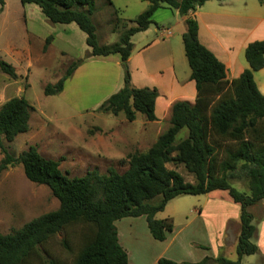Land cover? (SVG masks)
<instances>
[{"label":"trees","instance_id":"1","mask_svg":"<svg viewBox=\"0 0 264 264\" xmlns=\"http://www.w3.org/2000/svg\"><path fill=\"white\" fill-rule=\"evenodd\" d=\"M146 1L147 7L129 20L134 25L125 27L116 41L105 44L98 41L91 18L95 0H19L21 4L36 5L50 24L74 23L84 34L85 57L117 54L124 63L132 48L130 36L152 23L153 11L162 4L176 10L178 15L185 16L180 39L189 78L194 82L195 98L192 103L179 100L171 104L166 128L145 150L128 153L122 172L108 167L105 173H99L91 168L72 177L61 172L58 160L43 157L34 145H27L17 154L8 148L15 135L27 131L33 108L23 96L3 101L0 173L19 164L25 178L45 185L58 205L0 233V264H29L33 257L39 258L38 247L47 239L76 223L83 227L72 264H127L126 252L117 240L115 220L144 216L151 238L162 241L173 225L170 218L157 219L154 214L167 201L216 189L225 190L239 207L236 259L205 255L195 262H176L158 257L156 264H241V255L258 252L251 240L255 237V225L247 209L264 196V94L258 91L252 78V73L264 66V40L246 44L243 57L247 67L228 81L223 63L198 41L195 18L186 16L207 0ZM3 3L0 0V10ZM49 40L50 36L45 38L42 50ZM82 61V58L73 60L54 84L44 85L43 93L61 91L64 79ZM0 71L16 77L14 68L2 59ZM156 96L154 87L132 86L125 67L121 87L103 99L97 109L113 115L121 113L127 121H132L139 112L145 121H153ZM167 163L182 165L193 182L184 181L176 170L166 167ZM233 179L244 180V191L230 185ZM61 242L67 248L65 238ZM42 264L57 263L49 259ZM256 264H264L263 255Z\"/></svg>","mask_w":264,"mask_h":264},{"label":"rangeland","instance_id":"2","mask_svg":"<svg viewBox=\"0 0 264 264\" xmlns=\"http://www.w3.org/2000/svg\"><path fill=\"white\" fill-rule=\"evenodd\" d=\"M145 1L109 0L108 3L106 0H95V10L91 18L96 28L98 41L105 44L116 41L119 33L128 26V23L124 24V19L135 18L145 9ZM248 1L260 3L257 0ZM4 3L0 10V59L14 66L15 72L19 75L12 78L0 71V104L10 97L23 96L33 108L29 113V131L15 135L11 143H8V148L17 154L27 145H34L43 157L58 160L59 169L69 177L81 176L91 168H96L99 173H105L108 167L122 172L126 168L127 154L136 149L145 150L156 138L155 133L158 131L160 133L166 128L168 124L166 119L159 121V124H155L157 127H154L152 123L145 121L139 112H136L132 121H127L121 113L113 115L99 111L97 109L99 104L96 106L93 104L97 94L101 93L96 91L97 94H95L94 88L98 89V87L90 75L94 77L95 74L100 76V73H103L105 62L102 60L105 59L85 57L83 34L78 29H76L77 35H72L69 41L56 39L53 45L50 38L46 46H52L42 51L44 40L49 36L44 35L38 38L36 35L27 34L24 31L19 0H4ZM162 6L166 7L165 4ZM151 20L152 23L149 26L153 28L155 20L153 18ZM130 25L134 23L131 22ZM27 39L34 49H31L29 60H27L28 68L25 71L26 61L24 63L15 57L12 62L11 48H20ZM147 39L148 37H145L141 31L131 35L130 41L133 48L131 52L137 51ZM155 49L145 52L144 60L148 69L163 68L170 63L166 55L162 56L160 47ZM173 56H175L173 62L175 70L180 72L183 66L184 70L189 69L182 49L183 60L176 58V53ZM79 58L83 59L82 67L79 64L76 65L77 71L75 72L74 68L64 79L61 93L44 94V85L54 84L69 68L71 62ZM180 62H183V66ZM121 66L123 75L126 65L124 67L121 64ZM105 68V71H108V68ZM127 71L129 72V69ZM261 71L264 74V67ZM254 78L257 80L254 81L259 83L262 77L260 73H255ZM166 167L176 170L184 181L193 182L192 176L184 170L182 165L167 163ZM230 185L238 191H244L246 188L243 179H233ZM207 194L174 197L167 201L161 211L154 214L157 219L170 218L176 237V240L169 244L168 251L161 255L162 257L170 258L171 255H176L183 259H193L196 250L190 242L208 243L211 246L212 240L218 234L215 228H221L222 233L224 232V225L227 222H224L223 218L226 213L234 212L236 216L229 219L237 222L239 207L230 200L225 190L216 189ZM207 196L211 199H208V203L205 204ZM57 205V200L45 185L30 182L25 178L19 164L8 166L1 171L0 233L17 228L31 218L55 209ZM199 206L203 207V213L197 217L196 209ZM252 206H249L247 210L258 216L259 205ZM143 217L135 218L131 230L122 226L124 222L121 219L115 223L119 241L127 251V264H155L151 257L159 253L160 247L163 246L157 245L159 242L151 238ZM251 223L255 225L253 217ZM82 227L80 223L71 224L53 234L40 248L38 247L39 258L33 257L29 264H42L49 259L57 264H72L78 251ZM63 238L66 240L67 248L61 244ZM251 240L254 242L255 239L251 238ZM221 250L224 257L230 260L236 259L235 240L232 243H224ZM257 256L259 259L258 252L243 254L240 263L249 264Z\"/></svg>","mask_w":264,"mask_h":264},{"label":"crops","instance_id":"3","mask_svg":"<svg viewBox=\"0 0 264 264\" xmlns=\"http://www.w3.org/2000/svg\"><path fill=\"white\" fill-rule=\"evenodd\" d=\"M145 4L146 5L144 6L146 8L148 2L146 3L145 1ZM20 10L22 11V20L24 22L25 28L24 31L27 34L36 35L38 38L43 37L44 35H53V37H50L52 38L51 42H53V45L55 44L54 41L56 39L62 41H66L67 39L69 41L72 35H77L76 29L78 28L74 23L47 24V21L39 11V8L34 4L20 3ZM26 10L28 12L27 14ZM186 16L195 18L197 22L198 41L205 48H207L220 62L223 63L225 68V79L228 81L236 78L240 74V72L247 67V63L245 62L244 57H242L243 50L246 44L253 40H264V3H254L248 0H207L202 5L196 7L194 10L189 11ZM184 17L185 16L178 15L176 10H170L165 6L156 8L150 16V18H153L155 20L154 22L156 25H154L153 28L148 26L145 30L141 31L145 34V37H148V39L145 40V43L141 47H139L137 51L133 52L132 50L125 62L126 68L129 69V81L132 86L154 87L157 91V96L155 97L153 108L155 119L153 121H149L150 124L152 123L154 125V127H157L155 126V124H159V121H163L164 119H166L167 122L170 106L174 101L184 100L192 103L195 98L194 82L189 78V69L184 70L183 62H180V65L183 66V70L178 72L174 69L173 64L175 57L173 56L174 53H176V58H180L181 60H183L181 56V49L183 53V48L180 35L184 30ZM131 19L133 18L127 17L124 19V21L128 23V26H130L131 24V22H129V20ZM165 28H168V32L164 30ZM81 33L83 34V32ZM151 34H153V36H151ZM57 36H59V38H57ZM29 39L24 40V45L20 48H11L13 50L11 51V54H13L12 62H14L15 57L19 58V60L21 61H24V63L26 61L24 65L25 71H27L28 68L27 60H29L31 49H34V47L31 46L30 43H28ZM51 46L52 45H47L46 49L44 50H48V47ZM155 47L156 49L160 47L162 49V56L166 55L170 62L166 64L165 67H163L164 69H148L146 67V62L144 60L145 52L151 51L152 49H155ZM94 57L105 59L102 60L105 62V66L102 71L104 74L100 73V76L95 74L94 77L90 75V77L94 79V83L98 87V89L94 88L95 94H97L96 91L101 93L99 95L97 94V99L94 101L93 105L96 106L100 104V102L105 99L110 94V92L112 93L119 87H121L123 75L121 61L117 54ZM82 64L83 62H81L79 66L82 67ZM105 67L108 68V71H105ZM262 68L254 71L252 74V78L254 81L255 73H260V76L262 78L259 79V83L255 82L257 80H255L254 83L258 91L264 94V74L261 71ZM76 71L77 69L75 70V72ZM17 75L19 74L16 73V76ZM104 88L108 90L105 91ZM59 92L61 93V91ZM144 123L146 122L144 121ZM148 124L144 125L147 126ZM29 129L30 126L28 122V129L26 132H28ZM158 134L159 131L155 133L156 136ZM207 193H204V195ZM208 199L211 198L207 196L205 199V204L208 203ZM255 205H259L260 213L258 216L250 213L255 220L254 242L258 249V255L264 256V196L259 201V203ZM202 209V206H199L196 209L197 217H200V215L203 213ZM234 216H236L234 212L224 214L223 221L227 222L226 225H224V232L222 233L221 228H215L218 234H216L214 240H212L211 246L208 245V243L190 242L196 250V255L193 259H183V257L181 256L176 257V255H171V260H174L176 262H195L205 255L223 256L221 249L224 247V243H232L235 240L236 245V238L239 229V227L236 228L238 218L236 217L237 222L236 220L231 221V219H229L230 217ZM135 218L142 219L141 216L120 218L121 221L124 222L122 226L126 227V229H133ZM118 220H115L113 222L114 226L116 225L115 223ZM115 228L117 240L121 245L118 237L117 226H115ZM228 230H230V232ZM174 234L175 232L173 227L172 231L168 235H166L164 240L158 241L159 243L157 245L163 246L160 247L159 253H155L151 257L152 261L155 264L156 259L158 257H162V254H165V252L168 251L170 247L169 244L176 240ZM124 250L127 255L126 249ZM257 261L258 256L253 262L249 264H256Z\"/></svg>","mask_w":264,"mask_h":264},{"label":"water","instance_id":"4","mask_svg":"<svg viewBox=\"0 0 264 264\" xmlns=\"http://www.w3.org/2000/svg\"><path fill=\"white\" fill-rule=\"evenodd\" d=\"M121 64L125 67V63L124 62H121Z\"/></svg>","mask_w":264,"mask_h":264},{"label":"built area","instance_id":"5","mask_svg":"<svg viewBox=\"0 0 264 264\" xmlns=\"http://www.w3.org/2000/svg\"><path fill=\"white\" fill-rule=\"evenodd\" d=\"M164 30L168 32V28H165Z\"/></svg>","mask_w":264,"mask_h":264}]
</instances>
